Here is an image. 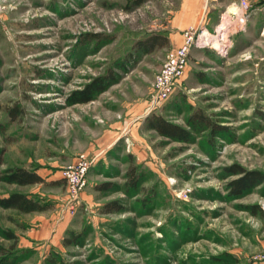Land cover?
Here are the masks:
<instances>
[{
    "label": "rangeland",
    "instance_id": "rangeland-1",
    "mask_svg": "<svg viewBox=\"0 0 264 264\" xmlns=\"http://www.w3.org/2000/svg\"><path fill=\"white\" fill-rule=\"evenodd\" d=\"M236 1H3L0 177L23 167L45 183L0 180V197L22 192L48 208L0 206V264H49L52 254L67 264H264V182L233 195L243 174L229 170L264 174V11L240 29L224 14ZM178 26L182 40L195 29V43L174 91L156 102L155 76L176 47L143 52L135 42ZM100 76H111L102 92L69 103ZM195 110L226 131L185 143L146 127L152 114L186 127ZM80 154L97 162L74 199L64 176ZM130 166L139 189L126 193ZM104 182L114 186L95 189ZM115 200L124 210L102 213ZM71 232L80 243L66 246Z\"/></svg>",
    "mask_w": 264,
    "mask_h": 264
},
{
    "label": "trees",
    "instance_id": "trees-1",
    "mask_svg": "<svg viewBox=\"0 0 264 264\" xmlns=\"http://www.w3.org/2000/svg\"><path fill=\"white\" fill-rule=\"evenodd\" d=\"M145 0H134V4L138 5L144 2ZM92 39H96V41L100 42L104 38L102 34L94 33L92 35ZM105 40H108L109 37H105ZM135 46L139 49H142L143 52H151L155 48L165 47L169 44V39L166 36L161 34H152L143 39L135 42ZM111 80V76H100L95 82L88 84L85 89L81 92H75L73 98H70L69 103H85L90 101L95 94L102 92L109 81ZM186 127L173 123L172 121L167 120L165 117L159 114H152L147 117L145 120L146 127L148 129L154 130L159 136L166 137L171 140H176L179 142L189 143L192 141L195 135L201 134L203 132L210 133V140L213 139L217 135H221V133L226 131L225 126H219L214 121L211 120L209 116L202 111L195 110L193 111L189 117L186 119ZM1 162V159H0ZM232 174H243L242 177L237 178L233 182H231V189L233 195L240 194L243 190L249 189L251 187L259 185V183L264 182V174L260 171H244L240 168H236L233 166L230 168ZM126 180H125V192L127 193L130 190L136 191L139 189L140 177L135 172V167L130 166L128 171L126 172ZM0 180L6 184H15L19 186L30 185L35 183H45V179L38 174L34 170H29L23 167H15L6 169ZM114 186V183L104 182L97 184L95 186L96 190H108ZM0 206L6 209H13L20 213H29L33 211H44L48 208V204L41 203L39 200H35L34 198L28 197L26 194L22 192H11L8 196L0 197ZM124 210V206L121 205L117 200L109 201L104 204L102 207V213H116L122 212ZM7 238H14L13 234L7 233ZM82 237L81 233H73L71 232L70 239L68 237L63 239L64 245H78L80 243V239ZM50 256L48 258L49 264H67L61 259L59 255ZM2 264H14L15 261H8L6 258L1 262Z\"/></svg>",
    "mask_w": 264,
    "mask_h": 264
},
{
    "label": "built area",
    "instance_id": "built-area-1",
    "mask_svg": "<svg viewBox=\"0 0 264 264\" xmlns=\"http://www.w3.org/2000/svg\"><path fill=\"white\" fill-rule=\"evenodd\" d=\"M0 0V12L2 3ZM256 10L264 11V0H257L256 6H252L249 0H238L230 3L226 11L229 16V24L240 29L246 26V22ZM264 29V27H263ZM196 31L193 28L185 30L181 44L167 52L166 57L154 79V99L162 102L169 98L175 89L177 80L184 74L188 56L192 45L195 43ZM94 158L87 159L84 154L78 156V167L69 166L65 172V179L68 185V193L74 199H78L79 192L86 185L85 176L88 170L95 164Z\"/></svg>",
    "mask_w": 264,
    "mask_h": 264
},
{
    "label": "crops",
    "instance_id": "crops-1",
    "mask_svg": "<svg viewBox=\"0 0 264 264\" xmlns=\"http://www.w3.org/2000/svg\"><path fill=\"white\" fill-rule=\"evenodd\" d=\"M184 6L185 5L182 4V6H181L182 8L180 7L178 9L177 14L181 15L183 13ZM193 6H195V4ZM193 8H195V9L193 11H191L190 13H192V15H196L197 14V10H196L197 7H193ZM178 30L182 31L181 28L178 26V28H176V30L168 31L166 34V37L169 39V43H170L171 47H178L181 44L182 35H181V33H179ZM96 162H97V159H96Z\"/></svg>",
    "mask_w": 264,
    "mask_h": 264
},
{
    "label": "bare ground",
    "instance_id": "bare-ground-1",
    "mask_svg": "<svg viewBox=\"0 0 264 264\" xmlns=\"http://www.w3.org/2000/svg\"><path fill=\"white\" fill-rule=\"evenodd\" d=\"M224 14H226L227 15V23L229 22V16H228V13L227 12H225ZM223 14V15H224ZM226 28V21L223 19L222 21H221V23L218 25V27H217V30H218V32L219 31H222L223 29H225ZM205 35V34H204ZM204 35H202V36H204ZM208 44V43H207ZM215 45L217 46V47H219V46H221V44L218 42V41H215Z\"/></svg>",
    "mask_w": 264,
    "mask_h": 264
}]
</instances>
